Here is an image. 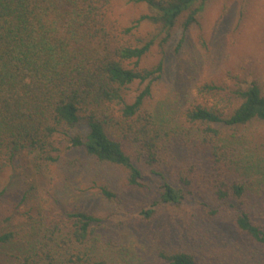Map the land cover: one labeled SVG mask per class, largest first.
Instances as JSON below:
<instances>
[{"label": "trees", "instance_id": "trees-1", "mask_svg": "<svg viewBox=\"0 0 264 264\" xmlns=\"http://www.w3.org/2000/svg\"><path fill=\"white\" fill-rule=\"evenodd\" d=\"M112 1L0 0V163L26 150L40 166L82 149L98 163L123 168L127 184L141 190L148 187V178L139 163L160 164L166 144L180 145L187 152L178 182L151 169L160 182L158 194L138 213L148 219L158 207L180 204L192 194L197 168L188 158L198 146L205 153L202 166L214 197L231 198L236 229L264 244V224L253 219L243 200L250 178L262 172L254 164H261L246 155L240 141L219 140L217 128L264 121V89L255 80L238 85L225 108L191 98L183 120L167 128L162 109L150 107L149 99L165 75L166 48L175 30H180L178 52L207 0H127L144 9L129 22L114 17ZM153 47L159 57L146 64ZM133 83L139 88L127 101L126 89ZM197 89L201 95L223 91L208 82ZM220 175L227 180L211 178ZM100 194L120 204L107 188L100 187ZM41 210L37 236L16 245L11 264H119L98 252L105 218L75 206L54 222ZM14 234L0 229V249ZM157 255L162 264H198L185 251Z\"/></svg>", "mask_w": 264, "mask_h": 264}, {"label": "rangeland", "instance_id": "rangeland-1", "mask_svg": "<svg viewBox=\"0 0 264 264\" xmlns=\"http://www.w3.org/2000/svg\"><path fill=\"white\" fill-rule=\"evenodd\" d=\"M111 8L114 17L125 22L144 11L142 5L127 0H113ZM148 27L143 26L142 32ZM179 33L176 29L166 48L169 63L165 75L154 85L149 99L150 107L162 109L167 128L183 120V108L191 98L225 108L230 91L238 85L255 80L264 89V0H207L175 52ZM158 53V47H153L145 63H154ZM207 82L221 86V94L201 95L197 86ZM138 88L139 84L133 83L126 89L127 101ZM217 128L219 140L240 141L246 155L262 165L254 164L262 172L250 178L243 200L253 219L264 224V121ZM169 145L164 146L168 151L160 153V164L139 163L148 178V187L141 190L127 184L123 168L98 163L82 149L65 154L59 162L40 166L26 150L10 163H0V229L15 233L13 240L0 249V264H11L16 245H25L24 238L37 236L42 226L38 214L41 209L47 210L46 215L55 222L75 206L105 218L99 228L103 240L97 250L119 264H162L157 255L162 250L191 253L198 264H264V244L234 226L236 212L231 198L214 197L206 181L207 167L202 166L201 154L205 153L198 146L188 158L197 168L192 173L196 175L192 194L180 204L158 207L148 219L138 217L158 194L160 182L151 169L167 175L174 184L179 180L178 172L184 170L187 150ZM211 178L215 182L227 180L221 175ZM100 187L115 193L120 204L103 197Z\"/></svg>", "mask_w": 264, "mask_h": 264}]
</instances>
